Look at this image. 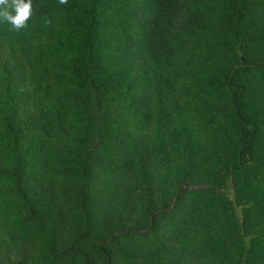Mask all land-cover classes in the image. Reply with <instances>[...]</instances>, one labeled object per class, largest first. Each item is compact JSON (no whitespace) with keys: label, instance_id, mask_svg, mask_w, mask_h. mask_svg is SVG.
<instances>
[{"label":"trees","instance_id":"16d2710c","mask_svg":"<svg viewBox=\"0 0 264 264\" xmlns=\"http://www.w3.org/2000/svg\"><path fill=\"white\" fill-rule=\"evenodd\" d=\"M0 264H264V0L0 20Z\"/></svg>","mask_w":264,"mask_h":264},{"label":"clouds","instance_id":"9594fccd","mask_svg":"<svg viewBox=\"0 0 264 264\" xmlns=\"http://www.w3.org/2000/svg\"><path fill=\"white\" fill-rule=\"evenodd\" d=\"M68 0H59L67 4ZM33 11V0H0V20L10 24L19 31L27 26Z\"/></svg>","mask_w":264,"mask_h":264}]
</instances>
